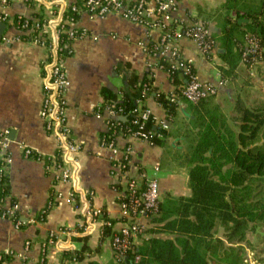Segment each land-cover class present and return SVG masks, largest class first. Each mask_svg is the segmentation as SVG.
<instances>
[{
	"label": "crops",
	"instance_id": "crops-1",
	"mask_svg": "<svg viewBox=\"0 0 264 264\" xmlns=\"http://www.w3.org/2000/svg\"><path fill=\"white\" fill-rule=\"evenodd\" d=\"M43 1L0 0V22L4 24L0 38L19 37L11 42L0 39V129L8 130L10 158L7 187L21 218L31 221L17 228L11 220L0 218V255L9 251L13 253L8 256L6 264H38L42 243L50 232L78 229L82 223L80 196L87 192L93 194L91 205L101 208L107 218L114 221L113 229L120 227L119 193L113 188L117 180L110 173L112 153L100 145V138L111 118L106 111L98 112V109L103 102L101 89L108 88L119 99L120 91L132 75L139 83L149 84L147 93H150H146L136 105L150 112L152 128L161 143L153 144L134 136L119 139L120 147L130 145L132 148L128 175L137 176L141 169L149 177H154L159 186L160 202L166 198L190 195L184 161L194 140L191 108L196 104L177 98L175 113L167 117L157 97L160 93L170 94L175 86L167 72L158 67V59L146 51L149 43L158 42L159 31L149 30L115 14L98 17L80 13L75 26L85 35L72 42V54L65 60L69 80L65 94V120L73 140L81 146L74 180L79 199L70 200V186L54 185L52 176L44 170L43 162L23 156V147L43 157L53 155L56 150L55 140L45 132L40 118L42 61L46 50L27 40L26 33L2 17L29 18L42 14L46 8ZM61 1L75 3L80 0ZM224 2L180 0L174 16L183 24L204 22L219 46L226 19H236L233 12L228 14L224 11ZM178 45L181 56L190 61L197 80L218 86L217 93L209 98L208 106L216 104L225 115L223 106L231 94L224 89L234 75L224 74L229 65L219 55L221 48L205 56L192 40L182 38ZM241 65L240 62L236 69ZM221 80L224 83L220 86ZM55 192L60 194V198L53 203L43 221L37 220ZM149 224L148 231L152 237L169 236L154 233L151 229L157 223ZM101 231L100 226L95 225L89 235L62 236V244L47 249L45 264H71L69 260H63L64 249L80 253L82 258L77 264H119L113 256L109 236L101 238Z\"/></svg>",
	"mask_w": 264,
	"mask_h": 264
},
{
	"label": "trees",
	"instance_id": "trees-1",
	"mask_svg": "<svg viewBox=\"0 0 264 264\" xmlns=\"http://www.w3.org/2000/svg\"><path fill=\"white\" fill-rule=\"evenodd\" d=\"M222 7L228 14L233 12L236 19H226L220 44L218 46L215 41V49L221 48L219 55L229 65L224 71L225 76H232L241 62V46L247 35L259 39L257 61L264 60V0H225ZM237 19L245 21L238 23ZM155 47L159 48V44L149 43L147 53L151 55ZM158 64L162 65L175 87L187 82L181 76V70L172 68L163 58ZM143 88V84L132 75L120 91L119 99L108 88L101 89L103 102L98 112L106 106L122 111L110 121L111 127L106 134L127 136L137 130L131 123L129 112L136 107L138 100L150 93L144 95ZM173 96L182 98L176 88ZM209 98L200 100L191 108L194 140L184 161L190 195L166 198L160 202L158 214L149 218L153 224L157 223L151 229L154 233L169 236L151 237L133 253L127 252L120 264H243L242 248L236 244L244 241L250 224L253 228L257 219L264 222V196L257 198L264 190V104L253 108L237 106L241 116L235 122L216 104L208 106ZM176 100L161 93L157 97L167 117L175 113ZM144 128L154 133L149 136L150 143H161L156 138L151 120ZM254 181L260 183L259 189V184ZM3 189L2 194L8 193L7 186ZM49 210L44 206L37 220L43 221ZM217 227L224 228L227 243L214 238L213 231ZM110 233V228L104 226L101 238L110 236ZM62 253L63 260L82 258L80 253L71 249H64ZM134 255L138 256L136 261ZM8 259V256H2L0 264Z\"/></svg>",
	"mask_w": 264,
	"mask_h": 264
},
{
	"label": "built area",
	"instance_id": "built-area-1",
	"mask_svg": "<svg viewBox=\"0 0 264 264\" xmlns=\"http://www.w3.org/2000/svg\"><path fill=\"white\" fill-rule=\"evenodd\" d=\"M24 1L33 2V0ZM178 1L180 0H80L75 3H67L61 0H44L43 3L46 8L42 14L29 18L17 16L14 19H8L5 16L2 17L3 20L9 21L17 26L21 32L26 33L27 40L42 46L46 50V57L42 61L43 95L40 118L45 132L54 138L56 150L53 155L46 157L33 154L26 147L21 150L25 158H33L43 162L44 170L52 176L54 185L66 184L70 186L69 198L71 201L74 202L77 198L79 199V194L75 192L74 180L77 170V154L81 150V146L73 140L65 120V94L69 86L65 60L72 54V42L85 35L83 30H79L75 26L77 19L73 16L77 17L82 12L98 17L115 14L149 30H158L160 34L157 42L159 48L155 47L152 55L158 60L163 58L172 68L181 70V76H184L187 82L175 88L179 90L180 97L191 104H197L202 99L214 96L218 91V86L197 80L190 61L181 56L178 42L182 38L192 40L201 54L205 56L210 55L215 50L216 43L204 22L193 21L188 24L179 22L174 16ZM0 39L3 42H11L19 39V37L7 38L2 36ZM259 52V39L254 35H247L241 46V63L247 64L249 67L252 66L257 62ZM158 67L163 70L162 65L158 64ZM223 83L224 81L221 80L219 85L221 86ZM143 87L142 92L146 94L149 90V84L145 83ZM168 95L171 96V100L177 99L173 96V92ZM103 110L108 113L111 120L122 113L121 110L114 111L108 106ZM129 114L132 116L131 123L137 127V130L127 136L148 140L151 132L146 131L144 127L146 122L151 120L150 112L146 108L136 105ZM110 127L109 120L107 121L106 132L100 138V145L112 153L110 173L117 180L113 188L119 193L120 227L114 230V223H111L106 213L101 208L91 205L92 192L84 193L80 196V198L82 197V223L75 230L58 229L50 232L42 243V255L38 264H45L47 249L52 245L62 244V236L89 235L95 225H99L101 230L104 226L110 228V247L119 264L124 261L127 252L133 253L144 241L152 237L148 231L150 227L149 218L156 216L159 212L158 182L141 169H139L137 176L128 175L132 148L130 145L124 147L118 145L117 141L126 136L117 134L112 137L106 134ZM8 146V130L0 129V218L9 219L17 228H20L31 221L21 218L17 204L10 199L8 193L2 194L3 188L7 186L9 173ZM59 198L60 194L55 192L45 206L51 208ZM12 254L11 251L5 253L6 256ZM5 255H0V262L2 256ZM137 259L138 256L134 255V261ZM69 262L77 264V260L74 258ZM4 264H6L5 261Z\"/></svg>",
	"mask_w": 264,
	"mask_h": 264
},
{
	"label": "rangeland",
	"instance_id": "rangeland-1",
	"mask_svg": "<svg viewBox=\"0 0 264 264\" xmlns=\"http://www.w3.org/2000/svg\"><path fill=\"white\" fill-rule=\"evenodd\" d=\"M251 1L257 0H249ZM224 90H229L231 94L223 106L225 115L231 121L237 122L241 116L237 106L253 108L264 104V60L257 61L250 67L242 64L236 69ZM254 184H259L258 189L260 188L258 181H254ZM260 196H264V190L257 198ZM213 232L214 238H220L227 243L224 228L217 227ZM237 245L242 248L243 264H264V222L257 219L253 228L250 224L244 241Z\"/></svg>",
	"mask_w": 264,
	"mask_h": 264
},
{
	"label": "water",
	"instance_id": "water-1",
	"mask_svg": "<svg viewBox=\"0 0 264 264\" xmlns=\"http://www.w3.org/2000/svg\"><path fill=\"white\" fill-rule=\"evenodd\" d=\"M241 21H245V20L238 19V23H240ZM3 29H4V24L0 22V34L2 33Z\"/></svg>",
	"mask_w": 264,
	"mask_h": 264
}]
</instances>
